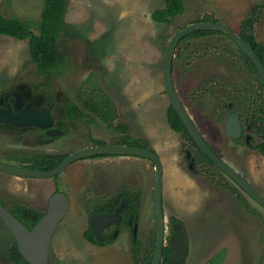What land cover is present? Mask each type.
I'll return each mask as SVG.
<instances>
[{
  "label": "rangeland",
  "instance_id": "1",
  "mask_svg": "<svg viewBox=\"0 0 264 264\" xmlns=\"http://www.w3.org/2000/svg\"><path fill=\"white\" fill-rule=\"evenodd\" d=\"M182 1L183 14L165 25L154 23L150 17L154 10L164 6L163 0H68L64 29L58 41L59 49L66 55V66L61 75L49 80L38 75L26 41L0 36V98L23 87L32 97H40L51 107L55 127L60 126L62 131L49 137L37 128L16 129L2 124L0 162L19 163L44 155H69L93 146L94 141L115 144L123 136L116 130L118 124L127 126L130 137V134L141 136L145 130L154 144L163 141L165 133L157 126L162 124L170 105L163 82V56L170 37L204 16L239 34L250 7L264 5V0ZM42 7L43 0H0L1 15L26 23L34 33L39 31ZM254 36L264 47V8ZM172 70L176 92L184 103L192 95L190 91L196 94L208 86L202 95L198 93L199 98L194 102L203 108L193 113L196 125L220 158L248 179L264 198V156L254 149L255 138L251 147L243 140L232 141L225 133L224 114L220 117L217 114L216 91L208 94L212 81L221 86L233 85L236 91H250L256 81L257 88L253 91L263 97L264 104V90L256 73L222 34L180 43ZM99 88L115 108L117 117L111 126L82 108L78 101L83 92L93 89L96 93ZM65 100L80 106L88 116L76 121L68 119ZM213 108L217 111L212 115ZM258 113L264 117V113ZM213 116H217L215 123ZM179 141L178 147L163 141L158 151L162 152L165 223L179 221L183 234L188 236L185 264H208V259L219 252L226 255L227 264H264V208L210 164L190 140L181 135ZM145 142L148 150L155 152L153 146L158 145ZM178 151L184 167L176 162ZM185 151L196 158L193 168L199 169L198 177L194 178L193 174H197L187 168L190 162L185 159ZM116 157L78 160L49 179H25L0 173V200L7 205L20 199L30 204L32 211L43 214L55 191L67 196L68 211L50 242L48 264H137L131 253V234L124 226H120L116 237L109 235L106 247L94 248L84 237L89 214L98 209V203L111 201L119 186L128 188L126 192L133 202L137 191L141 194L140 208L137 209L139 199L133 204L135 214L141 219L138 222L141 235L144 234L141 240H145L142 251L145 262L152 254L153 165L150 163V169L146 170L137 162L117 161ZM190 180L192 183H187ZM8 195L14 200L9 198L10 201ZM211 197L217 202L214 206H209ZM221 202L226 203V208ZM194 209L202 214L193 213ZM232 224L237 226L236 232ZM165 235L168 238L167 229ZM139 239L138 234L135 241ZM13 243L11 233L0 219V264H10L8 254Z\"/></svg>",
  "mask_w": 264,
  "mask_h": 264
},
{
  "label": "water",
  "instance_id": "2",
  "mask_svg": "<svg viewBox=\"0 0 264 264\" xmlns=\"http://www.w3.org/2000/svg\"><path fill=\"white\" fill-rule=\"evenodd\" d=\"M196 31H212L227 36L230 41L252 62L260 80L264 85V62L256 55L251 46L243 41L228 26L219 22L190 23L173 34L166 46L163 56V82L165 92L171 108L174 110L189 137L200 152L230 180H232L248 197L264 208V198L255 188L240 175L233 167L220 158L206 143L200 132L192 122L176 93L172 65L177 46L187 35ZM7 98V97H6ZM13 99H11L12 101ZM0 124H10L15 128H37L46 130V135L53 137L62 134L60 129L54 128L50 110L45 107L33 108L31 104L24 106L17 113L12 112L10 105L0 107ZM227 135L234 140L240 138L241 127L238 117L231 114L225 123ZM95 156L134 157L150 161L153 164L154 174L152 183V213L155 225V242L151 264H161L165 237V217L162 207V165L158 155L148 149L133 148L119 144L95 145L79 149L67 155L55 168L51 170H31L0 162V173L25 179H49L61 174L66 167L78 160ZM68 198L61 192L54 193L48 201L45 214L28 229L10 212L0 206V219L11 233L19 254L27 264H48L49 246L52 237L68 211ZM118 210L113 215L92 214L88 220V227L92 234L102 237V230L112 221L118 223ZM176 230L178 226L176 225ZM172 252L169 259L177 264L184 261L187 255V244L183 236L177 232L168 240Z\"/></svg>",
  "mask_w": 264,
  "mask_h": 264
},
{
  "label": "trees",
  "instance_id": "3",
  "mask_svg": "<svg viewBox=\"0 0 264 264\" xmlns=\"http://www.w3.org/2000/svg\"><path fill=\"white\" fill-rule=\"evenodd\" d=\"M67 1L68 0H43L38 33H34L26 23L21 22L18 19L5 17L0 14V36H8L16 39L17 41H26L30 60L33 63L38 75L45 80H49L55 76L61 75L66 66V55L59 49L58 41L62 37L64 29V15L66 11ZM163 2L164 6L160 9L154 10L151 13L150 17L154 23L169 25L173 17L183 14L184 3L182 0H163ZM263 8L264 5L261 4H253L250 7L248 15L244 19L239 33L240 38L251 46V48L262 60V62H264V47L255 40L254 29L256 23L259 21L262 15ZM194 22L217 21L210 16H204L202 18L195 19L193 23ZM216 34L221 33L212 31H196L184 37L180 43L190 38H202L205 36ZM237 50L243 60H245V62L257 74V71L252 62L239 49ZM258 79L264 90L262 81L259 77ZM78 101L82 105V108H85L89 111V113L98 116L101 121L108 126H111L112 121L117 117L112 102L107 99L105 93L100 88L96 93L93 91V89H90L87 92H83V96L78 97ZM64 107L66 109V116L71 121L81 120L85 116H88V114L83 112L80 106L68 100L64 101ZM166 118L170 129L177 133H180L183 138H187L188 140H190L195 148L199 151L170 105L167 109ZM90 121L88 120L87 123H89ZM261 126L262 127L258 130V132L260 134H262L263 132V139L260 143L254 146V149L257 150L262 156H264V117H262ZM38 130L44 132V130L42 129ZM116 130L120 131L123 136L122 138H120V140L116 141L115 144L125 145L133 148L148 149V145L144 140L135 139L128 135L127 126L118 124L116 126ZM94 145L106 144L104 142L94 141ZM66 156L67 155L39 156L33 160V164L31 166H28V168H30L31 170L42 171L51 170L55 168ZM205 159L210 164H212L206 157ZM36 222L37 221H22V223L25 224L29 229L32 228V226ZM84 237L90 244L97 246H105L109 243L108 241H110L97 238L91 233L89 229L84 233ZM138 248L139 242H133L131 252L134 261L137 264H151L153 252L148 256V259L146 258L145 262V258L139 259ZM170 251V247L164 248L161 264H173L168 257V253ZM214 260H217L219 263V261L221 260V256H217L212 261ZM8 261L10 262V264H27L19 254L15 242L13 243V246L9 251Z\"/></svg>",
  "mask_w": 264,
  "mask_h": 264
},
{
  "label": "flooded vegetation",
  "instance_id": "4",
  "mask_svg": "<svg viewBox=\"0 0 264 264\" xmlns=\"http://www.w3.org/2000/svg\"><path fill=\"white\" fill-rule=\"evenodd\" d=\"M190 39H195V38H190ZM190 39H188V40H190ZM188 40H186V41H188ZM235 48L238 49L236 46H235ZM172 77H173V70H172ZM257 77H259V76L257 75ZM173 83H174V80H173ZM254 84H257V82L254 81V83L251 84V86H250L251 90L250 91H248L247 89H242L240 91H236L234 89L233 85L227 86L226 84H224L223 86H221V84L216 83L214 81H212L209 84V85H211V87H209V93L208 94H210V91H212V92L216 91V93L214 95L216 96V98L218 100V105H219L218 111L215 108H213L212 115H213L214 111L215 112L217 111V114H218L219 117L221 116L222 113L224 114V116H225L224 117V129H225V123H226L227 118L231 114L236 115L238 117V120H239V123H240V127H241L240 138L237 139V140H234V139H231L228 135L227 136L232 141H235V142L243 140L244 144L247 147H251V142L253 140V137L256 140V144L260 143L262 141V139H263V135L258 132V130L261 129V127H262L261 126L262 116H259L258 111H260L261 114L263 113V111H262V107L264 106V104L262 103L263 97L262 98L259 97L255 93V91H253L254 89L257 88L256 86H254ZM174 87H175V90H176L175 84H174ZM206 88L208 89V86L204 87L202 89L200 88L199 91L195 92L196 94H193V92L190 91V94H192V95L189 96L188 99H186L185 103L182 102L181 100L180 101H181L182 105L184 106L185 110L187 111L188 115L190 116L192 122L194 123V125L196 126L198 131L200 132L201 136L204 138V140L208 144V146L219 157H221V155L217 152V150H215L213 145H211V143L207 140V138L202 134V132L200 131L199 127L196 125V122L194 120L193 113L194 112H200V111L203 110V108L197 107L194 102L196 101L197 98H199L198 93H200L202 95V93L204 92V90ZM178 98H179V96H178ZM11 99H13V100L11 101ZM29 103L35 109L40 108V107L48 108L50 110V113H51V116H52L51 107L46 105V104H44L43 100H41L40 97H39V99H36L35 97H32V95L29 92L25 91L23 89V87H18L15 90H13L12 92H10L9 94L4 95V96H2L0 98V107L6 108L7 105L9 104L12 112H14V113L19 112L20 110H22L24 108L25 105H27ZM197 108H199V109H197ZM166 114H167V112H166ZM215 118H217V116H213L212 117V121L214 123H215ZM0 125H2V124H0ZM4 125H10V124H4ZM52 127L57 128V129H61L60 126L59 127H55L54 120H53V126ZM17 129H19V128H17ZM23 129H25V128H23ZM43 133L46 135V130H44ZM225 133H226V129H225ZM178 134L181 137L180 133H178ZM93 146H95V145H93ZM199 153L205 158V156L201 152H199ZM184 156H185V159L188 161V163L190 162L189 164L185 163L187 165V168H189L191 170L190 172H195L196 173V171L199 170V169L196 170V169L193 168V165L195 164L196 158L192 157V155L188 151H185ZM33 160L34 159L29 160V161L19 162V163H10L9 162V163H4V164H8V165H12V166L20 167V168L30 169V168H28V166H31L33 164V162H34ZM1 174H4V173H1ZM127 189H125V186H119L117 188L116 192H114V196L111 199V201L104 202V204H103V202L102 203H98V205H97L98 209L93 210L88 216V219H87V230L89 229L88 220H89V218H90V216L92 214L99 213V214H105V215H113V214H115L116 210H118V214H119L118 223H116V221L114 220L108 226H106L102 230V237L99 238V239L109 240V235H111L112 237H116L118 235V233H119L120 226H124L131 234L132 243L135 242V240L137 239V235L138 234L140 235V239L137 240V241L139 242V248H138L139 257L142 259V258H144V255H145L142 252L143 250H145V240H141V238H143L142 235L144 236V234L141 235V228H140V223H139L141 219H140L138 214H135L134 210L136 208L134 207V204H133V203H136V201L138 202V199H139L140 205L137 206V209L140 208L141 203H142V199L140 198L141 194H140L139 191L136 190L137 193H136V196H135V199H134V202H133V200L130 197V195H128L127 192H126ZM5 190L7 191L6 188H5ZM130 190H132V189L130 188ZM56 192H58V191H55L54 193H56ZM7 193H9V192H7ZM7 197H8V199L10 198V199L14 200V197H12V196L9 197V195H8ZM11 202L12 203L10 205H7V204H5L4 202H2L0 200V206L3 207L4 209H6L8 212H10L20 222H22V221H32V222L38 221L45 214V212L47 210V206H48V203H47L45 212L43 214H41V213L32 211V209L28 206L30 204H27V202H25L24 200L18 199L17 201H11ZM221 203H223V202H221ZM223 204H224V206L226 208V203H223ZM68 206H69V204H68ZM31 207L33 208V206H31ZM152 219H153V213H152ZM138 220H139V222H138ZM153 223H154V220H153ZM176 225L178 226L177 230L175 229ZM232 226H233L234 231L236 232L235 228L237 226L235 224H232ZM166 229H167V237L168 238H166V235H165L163 250L166 247H170L168 245V240H169L170 236H172L176 232L184 237V239L186 241V244H187L188 236H185L183 234L181 223L179 221L174 220L173 223H170L169 220H167V222L165 223V233H166ZM108 242H110V241H108ZM154 242H155V225H154ZM108 245H109V243L107 245H105V246H97V245H92L91 244V246H93L94 248L95 247L96 248H102V247H106ZM153 250H154V247H153ZM170 250H171V248H170ZM171 252H172V250L168 253V257L171 254ZM142 253H143V255H142ZM162 254H163V251H162ZM219 255L221 256V260L219 261V263H218L217 260L212 261L214 258H216ZM187 256H188V245H187L186 258H187ZM186 258L180 264H185ZM161 261H162V258H161ZM172 263L173 264H177V263H174V262H172ZM207 263L208 264H217V263L218 264H227L228 260L226 259V255L223 254V252H219V253L215 254L214 256H212L211 258H209Z\"/></svg>",
  "mask_w": 264,
  "mask_h": 264
},
{
  "label": "crops",
  "instance_id": "5",
  "mask_svg": "<svg viewBox=\"0 0 264 264\" xmlns=\"http://www.w3.org/2000/svg\"><path fill=\"white\" fill-rule=\"evenodd\" d=\"M161 119V118H160ZM145 120V119H144ZM167 122V118H166V113H165V116H164V119H163V122H162V124H160V125H158L157 127H159V129H162L163 130V132L165 133V138H164V140L163 141H165L166 142V144L168 145V146H177L178 147V143H179V145H180V141H179V136H178V133L177 132H175V131H171L170 130V127H169V125H168V123H166ZM165 125V126H164ZM149 130V129H148ZM133 138H135V139H140V140H145V141H148V142H150L151 144H154L151 140H150V137H148V136H146V134H145V130L143 131V135H141V136H136V135H133V134H130ZM163 141H159V143L158 144H154V145H158V146H153L154 148H155V152L157 153V155L160 157V161H161V159H162V152H159L158 150L160 149V147H161V143L163 142ZM173 141L175 142L174 144H173ZM119 159V160H118ZM123 159H128L127 161H132L133 163L134 162H137V163H139V164H141L146 170H149L150 169V161H148V160H145V159H141V158H134V157H116V160L117 161H121V160H123ZM175 159H176V162H177V164L179 165V166H183L184 167V164H183V161H182V158H181V154H180V151H178V154H177V156L175 157ZM162 162V161H161ZM116 163H118V162H116ZM152 164V163H151ZM153 165V164H152ZM162 170H163V167H162ZM193 176H194V178L195 177H198V175H194L193 174ZM243 176V175H242ZM248 180V179H247ZM197 182H198V180H197ZM187 183H192V180H190V182H187ZM251 184V183H250ZM131 185V184H130ZM252 185V184H251ZM253 186V185H252ZM208 194H209V192H208ZM209 201V206H214V205H216L217 204V202H215L216 200L214 199V198H210V200H208ZM197 211H199V210H197V209H194L193 210V213H197V215H201L202 214V211H199V212H197ZM191 212H192V210H191Z\"/></svg>",
  "mask_w": 264,
  "mask_h": 264
}]
</instances>
